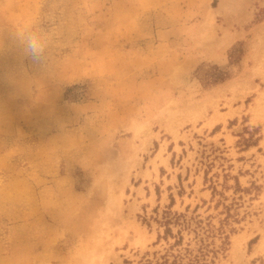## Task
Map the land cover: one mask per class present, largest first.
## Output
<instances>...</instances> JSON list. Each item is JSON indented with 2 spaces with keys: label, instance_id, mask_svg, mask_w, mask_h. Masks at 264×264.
Wrapping results in <instances>:
<instances>
[{
  "label": "rangeland",
  "instance_id": "rangeland-1",
  "mask_svg": "<svg viewBox=\"0 0 264 264\" xmlns=\"http://www.w3.org/2000/svg\"><path fill=\"white\" fill-rule=\"evenodd\" d=\"M263 96L264 0H0V264H264Z\"/></svg>",
  "mask_w": 264,
  "mask_h": 264
},
{
  "label": "bare ground",
  "instance_id": "bare-ground-1",
  "mask_svg": "<svg viewBox=\"0 0 264 264\" xmlns=\"http://www.w3.org/2000/svg\"><path fill=\"white\" fill-rule=\"evenodd\" d=\"M212 20H213V17L211 15H209L207 21L203 24L202 28L204 30H207V29L209 30ZM263 98H264V96H263ZM246 237L247 236L245 234H241V235L239 234V235L234 236L233 242H232V257H236V259L238 258L236 255L240 251L239 249L241 248V245H242V243ZM263 244H264V237L261 240H259V242L257 243V246L255 248V252L257 250H259Z\"/></svg>",
  "mask_w": 264,
  "mask_h": 264
},
{
  "label": "clouds",
  "instance_id": "clouds-1",
  "mask_svg": "<svg viewBox=\"0 0 264 264\" xmlns=\"http://www.w3.org/2000/svg\"><path fill=\"white\" fill-rule=\"evenodd\" d=\"M29 47L32 49L33 53L36 52L37 45H36V43L34 41L30 42Z\"/></svg>",
  "mask_w": 264,
  "mask_h": 264
},
{
  "label": "trees",
  "instance_id": "trees-1",
  "mask_svg": "<svg viewBox=\"0 0 264 264\" xmlns=\"http://www.w3.org/2000/svg\"><path fill=\"white\" fill-rule=\"evenodd\" d=\"M221 78L223 79V75H222L221 77H219V78L215 79V81H217V80H219V79H221Z\"/></svg>",
  "mask_w": 264,
  "mask_h": 264
}]
</instances>
